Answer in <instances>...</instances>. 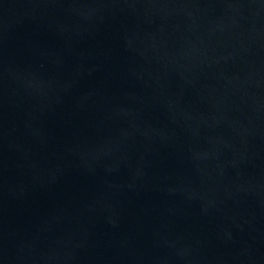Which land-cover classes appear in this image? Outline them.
I'll return each mask as SVG.
<instances>
[{"label":"water","instance_id":"1","mask_svg":"<svg viewBox=\"0 0 264 264\" xmlns=\"http://www.w3.org/2000/svg\"><path fill=\"white\" fill-rule=\"evenodd\" d=\"M0 264H264V0H0Z\"/></svg>","mask_w":264,"mask_h":264}]
</instances>
